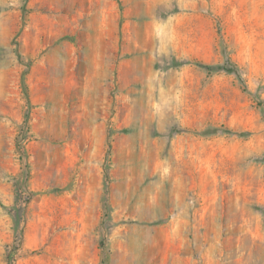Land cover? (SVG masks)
Masks as SVG:
<instances>
[{
    "label": "rangeland",
    "instance_id": "obj_1",
    "mask_svg": "<svg viewBox=\"0 0 264 264\" xmlns=\"http://www.w3.org/2000/svg\"><path fill=\"white\" fill-rule=\"evenodd\" d=\"M0 264H264V0H0Z\"/></svg>",
    "mask_w": 264,
    "mask_h": 264
}]
</instances>
